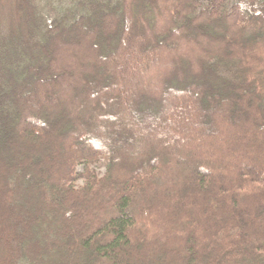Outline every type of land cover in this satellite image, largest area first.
Masks as SVG:
<instances>
[{"label": "trees", "instance_id": "trees-1", "mask_svg": "<svg viewBox=\"0 0 264 264\" xmlns=\"http://www.w3.org/2000/svg\"><path fill=\"white\" fill-rule=\"evenodd\" d=\"M0 264H264V0H0Z\"/></svg>", "mask_w": 264, "mask_h": 264}, {"label": "rangeland", "instance_id": "rangeland-1", "mask_svg": "<svg viewBox=\"0 0 264 264\" xmlns=\"http://www.w3.org/2000/svg\"><path fill=\"white\" fill-rule=\"evenodd\" d=\"M55 1V0H54ZM70 2V1H69ZM12 4L10 3L9 7L11 6ZM48 9H46V13L48 12V18H54L57 13L55 12V8L53 7V4H49V6L47 7ZM9 9V8H8ZM47 15V14H46ZM41 121V120H40ZM103 144V142L101 143V145ZM94 145L92 143H87V142H79V147H81L83 150H88V151H91L92 150V147ZM91 169L92 171L99 177V178H103L106 176V173H107V170H106V165L105 163H101V164H97V165H94V166H91ZM84 166L82 165H79L78 166V174H82L84 171ZM77 185L78 186H82L84 185V180H79L77 182Z\"/></svg>", "mask_w": 264, "mask_h": 264}]
</instances>
